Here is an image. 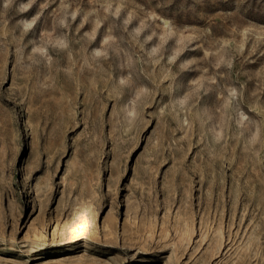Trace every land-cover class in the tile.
Returning <instances> with one entry per match:
<instances>
[{
    "label": "rangeland",
    "instance_id": "374dc122",
    "mask_svg": "<svg viewBox=\"0 0 264 264\" xmlns=\"http://www.w3.org/2000/svg\"><path fill=\"white\" fill-rule=\"evenodd\" d=\"M0 264H264V0H0Z\"/></svg>",
    "mask_w": 264,
    "mask_h": 264
}]
</instances>
